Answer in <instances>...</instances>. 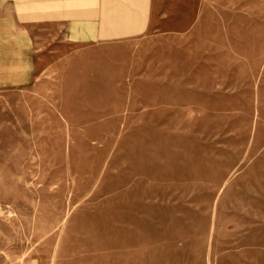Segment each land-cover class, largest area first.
<instances>
[{"label":"rangeland","instance_id":"1","mask_svg":"<svg viewBox=\"0 0 264 264\" xmlns=\"http://www.w3.org/2000/svg\"><path fill=\"white\" fill-rule=\"evenodd\" d=\"M40 1L0 0V264H264V0Z\"/></svg>","mask_w":264,"mask_h":264},{"label":"crops","instance_id":"2","mask_svg":"<svg viewBox=\"0 0 264 264\" xmlns=\"http://www.w3.org/2000/svg\"><path fill=\"white\" fill-rule=\"evenodd\" d=\"M1 1H4L3 6L5 11L13 12L16 10L10 9L12 6H14L13 8L16 7L14 2L12 4H5V0ZM130 2L132 9L129 12H123V9L126 7V0H55L54 3L50 4L48 1L41 0L39 6L41 12L50 11L54 13L56 25L66 22L68 23L67 27L69 29L76 30L82 28L80 25L81 23L96 24L97 27L93 29V32L107 39L112 38L113 34L118 35L122 29L127 28V31H135L138 26L142 27L144 19L143 7L141 6V10L137 11L136 5L139 4L138 0H130L129 3ZM32 6L31 3H24V5H20L19 7L21 10L26 9L24 10L25 13L27 10L30 12L24 16L32 17L35 16L32 10H30ZM109 6L114 8L113 11L107 10ZM21 10L20 13H22ZM21 20L24 19L21 18ZM109 22H111V24H109ZM128 24H130L129 28ZM88 28L91 27L88 26ZM14 30L10 19L7 18V20L0 22V42L4 40L10 43L9 46L13 45L15 47V44H11L15 42L16 32ZM80 34L83 35L84 33ZM17 41V47L21 50L24 40L17 38Z\"/></svg>","mask_w":264,"mask_h":264}]
</instances>
